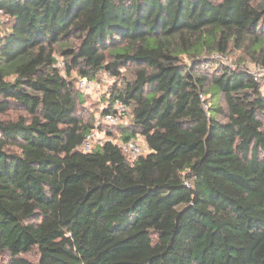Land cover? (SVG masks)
Listing matches in <instances>:
<instances>
[{
    "label": "trees",
    "instance_id": "trees-1",
    "mask_svg": "<svg viewBox=\"0 0 264 264\" xmlns=\"http://www.w3.org/2000/svg\"><path fill=\"white\" fill-rule=\"evenodd\" d=\"M238 51L264 68V0H0V264H264V78ZM102 75L131 119L85 152L78 79Z\"/></svg>",
    "mask_w": 264,
    "mask_h": 264
},
{
    "label": "rangeland",
    "instance_id": "rangeland-1",
    "mask_svg": "<svg viewBox=\"0 0 264 264\" xmlns=\"http://www.w3.org/2000/svg\"><path fill=\"white\" fill-rule=\"evenodd\" d=\"M229 59H227V63H236L237 61L244 68L249 69L253 76L257 75L259 78H264V68L251 62L250 59L244 58V56L239 51L232 54ZM114 83V78L108 75H102L95 81H89L87 89L80 90L78 87L80 93L83 95V102L79 105V114L83 119H85L87 122L97 124L98 122H102V118L107 107L112 106L114 109L115 103L112 105V100L110 98V88ZM130 119L131 115L128 111L122 124L125 125L126 123H129ZM108 129L117 133L115 128ZM140 140L141 141H138V144L142 148L143 153L147 154L148 151L145 142L143 139ZM31 260L36 261L37 259L35 256H33Z\"/></svg>",
    "mask_w": 264,
    "mask_h": 264
},
{
    "label": "built area",
    "instance_id": "built-area-1",
    "mask_svg": "<svg viewBox=\"0 0 264 264\" xmlns=\"http://www.w3.org/2000/svg\"><path fill=\"white\" fill-rule=\"evenodd\" d=\"M254 77L256 80L259 79L257 75H255ZM88 85V80H78V87L80 90L87 89ZM127 112L128 108L122 102L117 101L114 105V109L111 112L105 113L102 118V122H98L96 124V128L93 129L86 137V140L82 146L83 150L85 152H89L93 149L94 146L103 145L106 141L111 140V138H109V136L105 132L100 131L99 126L102 124L107 128L117 127L122 124ZM120 147L128 156L131 163L137 161L140 155L144 154L142 148L135 140H130L127 143H123L120 145Z\"/></svg>",
    "mask_w": 264,
    "mask_h": 264
}]
</instances>
